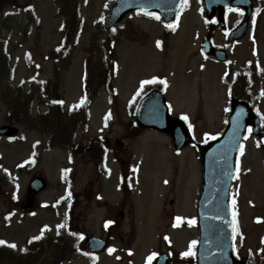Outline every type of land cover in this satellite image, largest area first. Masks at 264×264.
<instances>
[{
	"label": "rangeland",
	"instance_id": "1",
	"mask_svg": "<svg viewBox=\"0 0 264 264\" xmlns=\"http://www.w3.org/2000/svg\"><path fill=\"white\" fill-rule=\"evenodd\" d=\"M26 1L41 15L43 30L39 33L34 31L26 40L20 32L15 31L9 43L7 40L3 41L8 44L13 57L16 78L14 84L32 77L37 70L35 67L30 70L28 65L31 63L27 61V54L31 52L30 61L34 65H41V77L50 80L49 85L34 87L39 93L34 111L38 110L40 103V108L45 110V103L53 100L51 95L62 96L68 107L81 95L82 68L88 54L87 48L92 41H97L93 34L98 33L103 40L108 35L103 26L95 30L94 23L97 19L106 18L115 0H89L82 6L86 20L85 31L75 51H71V46H66L64 50L70 51L61 57L54 53L60 45L61 33L58 29L62 23L55 15L54 0ZM80 2L79 0L78 4ZM261 6L262 3L255 0V12L250 31L245 38L229 44L227 35L217 32L216 43L229 52L230 59L226 63L205 58L200 53L208 26L203 16L201 0H190L188 8L174 23L175 31L169 29L168 33L165 32L166 27L161 20L139 17L137 14L127 16L117 26L115 38L116 58L119 60L115 83L119 91V101L115 108L109 109L111 106L108 94H99L92 107L91 121L88 125L84 124L78 132L73 153L59 147L46 150L44 147L51 135L41 134L40 130H46L37 126L30 128L19 124L21 131L18 137L9 139L0 136V166L3 167L0 169V239L5 238L21 247L27 237L40 234L45 225L48 229L44 232L54 234L61 219L54 214L51 204L64 196L71 208L76 210L70 212L73 225L75 221L87 236H104L103 221L108 215L115 216L120 221V229L113 233L116 238L114 237L111 246L116 250L99 255L95 264H146L147 257L152 252H173V264H180L177 254L186 251L190 241H198L200 233L195 224L193 227H174L173 215L180 214L188 223L197 216L202 184L199 156L192 145L177 152L168 136L156 132L145 131L139 138H127L125 124L132 117L126 106L127 100L133 96L143 78H167L166 97L172 106L173 115H187L191 119L196 128L195 133L199 136L198 141H202L205 134L219 133L226 124L229 108V86L223 81L225 73L232 75L245 71L247 60L258 62L264 68V10ZM9 11L19 12L8 0L2 12L6 14ZM20 12L24 14V22L27 14L23 10ZM241 20L242 12L229 13L230 26L239 24ZM159 39L163 40V48L157 46ZM104 61L103 53L95 49L91 61L93 67L99 69ZM98 76L93 75V79L97 80ZM29 85L26 81L28 91L31 90ZM260 90L264 91V75L254 87V94L257 95ZM259 108L264 113V94ZM106 113L110 114L107 123L105 119L109 114ZM65 122L70 125L72 122L67 115ZM1 125H11L2 101ZM47 127L53 131L50 126ZM102 135L109 137L116 151L107 158L105 168L108 173L100 179L102 193L99 196L95 194L98 190L95 184L97 164L95 158L92 161V154L87 153L84 148L89 137ZM37 141L41 143L39 162L31 165L33 144ZM120 142H123L122 148ZM262 143H258L253 135L246 137L243 152L238 159L239 171L232 194V201H236L233 206V212L236 213L235 226L245 236L240 247V256L251 259L253 264H262L264 259V251H261L264 249ZM81 147L82 152L75 150ZM116 152L129 157L137 171L131 201L127 196V205L124 207L119 206L123 196L117 189L120 169L114 162ZM65 169L70 171L65 172ZM4 172L15 184V189L7 184V175ZM37 175L44 176L49 185L37 197L35 206L25 211L21 203L25 202L29 181ZM69 191L72 193L71 197L68 196ZM170 199L175 200L173 204L169 202ZM108 204L116 211L108 212L105 206ZM121 209L125 212L124 217L118 214ZM165 236L169 237L171 243L164 239ZM52 259L53 256L50 255L51 263ZM65 264L92 263L89 259H80Z\"/></svg>",
	"mask_w": 264,
	"mask_h": 264
},
{
	"label": "water",
	"instance_id": "2",
	"mask_svg": "<svg viewBox=\"0 0 264 264\" xmlns=\"http://www.w3.org/2000/svg\"><path fill=\"white\" fill-rule=\"evenodd\" d=\"M205 1L207 8H210L214 2L219 3L221 19L223 11L231 5L243 6L247 10V18L252 9L251 0ZM181 2L182 0H119L110 12L108 26L110 27L115 22L120 21L129 11L141 8L145 11H158L162 13L167 22H170L176 15ZM246 28L247 21L232 34L230 40L234 41L243 37ZM153 94L155 97H152L147 102L146 107L140 111V115H144L139 120L140 124L143 127L153 126L158 130L171 133L177 148L181 149L189 141V134L185 125L179 120L170 118L161 94L158 92ZM153 107H155L154 111ZM249 124L254 127L260 139L261 129L258 118L247 103L233 99L225 133L208 144L202 154L204 184L199 202L198 223L202 229V237L199 245L198 264H250L247 261L240 262L233 253V223L229 203L236 168L235 161L246 126ZM15 132L16 129H8L7 134ZM31 186H34V191L38 192L46 186V182L42 178H37L31 183ZM103 247L104 244L99 240H91V251H100ZM158 264H168L167 258L162 256Z\"/></svg>",
	"mask_w": 264,
	"mask_h": 264
},
{
	"label": "trees",
	"instance_id": "3",
	"mask_svg": "<svg viewBox=\"0 0 264 264\" xmlns=\"http://www.w3.org/2000/svg\"><path fill=\"white\" fill-rule=\"evenodd\" d=\"M14 3L17 4L18 0H14ZM5 4V0H0V12L2 6ZM58 5V13L63 17L65 23V28L63 30L64 38H63V46H67L73 40L74 42L78 40L81 32L84 29V19L82 17L79 5L76 0H57ZM31 21L25 25L24 33L28 35L32 31V27L35 25L38 29L40 26L38 25V19L33 16L30 18ZM17 22L20 26V19L11 20L5 17H1L0 15V29L3 28V32H7L9 28V23ZM8 23V25H7ZM1 31V30H0ZM100 44L95 45L91 48V54L86 61V79L84 83V89L87 96H91V98H87L84 104L81 107V110L75 111L70 109L68 112V116L72 124H67L64 118V111L62 106L57 109L53 107L46 113H41L40 116L45 123H47L50 128L53 130V138H56L57 143L62 147L69 146L73 140L76 138V132L84 120L88 119L89 115V104L91 100L99 93L101 88L108 87L112 92V100L115 101V90L111 86V81L114 76V60L110 61L107 57L112 56L114 58V50L111 45V51L106 52V48L108 45L102 40H99ZM95 49H99L105 56L103 60H105L99 69H95L93 64L91 63L92 57L94 56ZM10 66V57L9 54H6L0 43V97L6 100L8 107L10 109L11 116H15L16 112L19 110H27L26 101L22 102V92L19 89L17 92L14 88L8 84V67ZM93 75H99L97 80L93 79ZM244 83L243 80L240 81V84ZM238 93H243V86L236 89ZM30 97V96H29ZM34 97V96H32ZM245 98V96H242ZM28 98V97H27ZM33 99V98H32ZM60 138L61 140H59ZM94 141V140H93ZM102 154V150H100ZM98 150L94 152V156H97ZM60 214V212H59ZM32 237H29L25 243L23 248L16 247L15 249L10 247V243L5 245H0V264H50L47 258L49 252L53 251V262L52 264H57L58 262H62L63 259H71L73 258L78 251L80 250L79 244L75 242V240H71L70 235H65L63 233H59L57 237L53 238L50 235H44L40 240H34L29 243V240ZM27 249V251H21V249ZM79 249V250H78ZM264 264V263H263Z\"/></svg>",
	"mask_w": 264,
	"mask_h": 264
},
{
	"label": "snow or ice",
	"instance_id": "4",
	"mask_svg": "<svg viewBox=\"0 0 264 264\" xmlns=\"http://www.w3.org/2000/svg\"><path fill=\"white\" fill-rule=\"evenodd\" d=\"M183 2H184V3H187V0H183ZM29 7H31V6H29ZM140 11L143 12L144 9L141 8ZM228 11H230V12H231V11L242 12V9H239V8H237V9L229 8ZM147 15H149V16H153L156 20H160V19H161V17H160L159 15H157L156 13H151V12H149V13H147ZM178 20H179V16L177 15V21H178ZM121 27H123V26H121ZM166 27H168V28L172 29L173 31H175V27H176V26H175L173 23H168V24H166ZM112 31L115 32L116 29L113 28ZM156 43H157V46L160 47L162 42L158 40ZM201 67H203V65H202ZM225 75H228V73H225ZM157 79H158V78L154 76V77L151 78V80H144V81H141V88L143 87L144 84L155 83V82L157 81ZM22 83H23V81H22ZM161 83L166 84L167 82L164 81V80H162ZM262 94H264V92H262ZM83 102H84V99L82 98L81 103H83ZM53 103L63 104L64 102H63L62 100H60V101H53ZM108 118H110V114H109V117H106V119H105V122H106V123H107V119H108ZM182 118H183L184 120H188V117H187L186 115L183 116ZM191 127H192V125L189 124V128H191ZM249 132H251V128H249ZM205 135H208V134H205ZM213 138H214V137H213ZM258 143H259V142H258ZM240 147H241V152H243V147H244V146L241 145ZM106 158H107V149H105V159H106ZM5 171H7V169H5ZM64 171H65V172H68V171H70V170H69V169H65ZM237 171H239V168H237ZM165 183H167V181H165ZM71 195H72V193L69 191V192H68V196L71 197ZM62 199H63V198H62ZM58 202H59V201H58ZM232 203H233V206H235L236 201L233 200ZM9 215H11V213H9ZM233 215H234V216L236 215L235 211L233 212ZM217 218L219 219L220 217H217ZM175 219H176V222H177V223L174 224V227H178V226H180V222H181L184 218H183V217H180V216H177ZM113 223H114V221H112V220H107V221L105 222V224H104V227L107 228L109 225H111V224H113ZM190 224H195V219H194V218L190 221ZM56 227H57V235H59V229H61V228H65V227H67V225L64 224V223H62V224H58ZM45 229H48V226H47V225H45V226H44V229L41 230L40 235L33 236V237L29 240V243H31V242L34 241V240H40V239L43 237V235H44V230H45ZM238 232H239L238 227H236L235 225H233V237H234V238H235V236H236V234H237ZM70 234H71L72 236H77V235H78L76 232H70ZM79 239H80V240H83V239H84V235H83V233H80V234H79ZM164 239H165V240H168L169 243H171V241L169 240V237L165 236ZM262 242H264V241H262ZM197 243H198V241H196V240H192V241H190L189 246H188V249H187L185 252H182V253H181V256H183V257H191V256H195L196 253H195L194 249H195V246H196ZM5 244H8V242L5 241V240L0 239V245H5ZM9 246L12 247V248H14V249L17 247V245H16L15 243H11ZM78 250H79V249H78ZM115 250H116V249L113 248V247L108 248V252H109V253H112V252H114ZM21 251H27V249H26V248H25V249H21ZM261 251H264V249H261ZM84 255H92V254H91V253H88V252H85ZM157 255H158V253H156V252H152V253L147 257L146 264H152V261L157 257ZM97 259H98V258H97Z\"/></svg>",
	"mask_w": 264,
	"mask_h": 264
}]
</instances>
